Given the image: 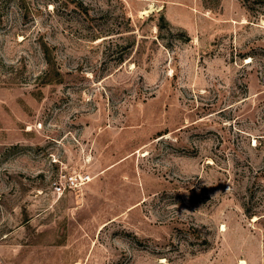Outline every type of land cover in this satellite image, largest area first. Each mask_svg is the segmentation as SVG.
Returning a JSON list of instances; mask_svg holds the SVG:
<instances>
[{
  "label": "rangeland",
  "instance_id": "1",
  "mask_svg": "<svg viewBox=\"0 0 264 264\" xmlns=\"http://www.w3.org/2000/svg\"><path fill=\"white\" fill-rule=\"evenodd\" d=\"M93 180L58 196L61 174ZM264 264V0H0V264Z\"/></svg>",
  "mask_w": 264,
  "mask_h": 264
},
{
  "label": "built area",
  "instance_id": "2",
  "mask_svg": "<svg viewBox=\"0 0 264 264\" xmlns=\"http://www.w3.org/2000/svg\"><path fill=\"white\" fill-rule=\"evenodd\" d=\"M93 177L85 173L61 174L58 181L54 183V193L58 196L64 195L67 191H79L89 184Z\"/></svg>",
  "mask_w": 264,
  "mask_h": 264
},
{
  "label": "bare ground",
  "instance_id": "3",
  "mask_svg": "<svg viewBox=\"0 0 264 264\" xmlns=\"http://www.w3.org/2000/svg\"><path fill=\"white\" fill-rule=\"evenodd\" d=\"M242 263H243V264H246V262H245V261H242Z\"/></svg>",
  "mask_w": 264,
  "mask_h": 264
}]
</instances>
